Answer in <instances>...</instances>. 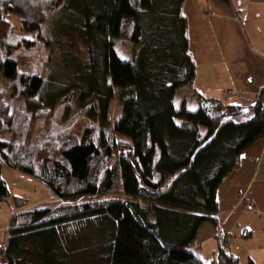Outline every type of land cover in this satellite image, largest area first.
I'll return each instance as SVG.
<instances>
[{
	"label": "trees",
	"instance_id": "trees-1",
	"mask_svg": "<svg viewBox=\"0 0 264 264\" xmlns=\"http://www.w3.org/2000/svg\"><path fill=\"white\" fill-rule=\"evenodd\" d=\"M185 1L0 0V76L12 100L29 105L12 110L0 90V204L28 203L11 195L3 167L43 184L59 204L11 216L1 264H73L92 237L101 239L103 264H241L223 237L214 262L191 248L203 225L219 229L217 192L264 139V106L196 91L176 102L196 75ZM59 9L73 11L90 63L51 97L45 78L21 71L19 62L40 54L42 27ZM115 99L122 115L111 123ZM73 104L99 131L89 123L57 140L40 129L28 141L34 125ZM116 190L124 198H111Z\"/></svg>",
	"mask_w": 264,
	"mask_h": 264
},
{
	"label": "crops",
	"instance_id": "crops-1",
	"mask_svg": "<svg viewBox=\"0 0 264 264\" xmlns=\"http://www.w3.org/2000/svg\"><path fill=\"white\" fill-rule=\"evenodd\" d=\"M182 14L196 67L192 91L243 107L258 101L264 106V0H186ZM217 202L219 229L203 225L191 251L214 262L223 237L240 263L264 264V139L244 152ZM10 211L0 231L8 229Z\"/></svg>",
	"mask_w": 264,
	"mask_h": 264
},
{
	"label": "rangeland",
	"instance_id": "rangeland-1",
	"mask_svg": "<svg viewBox=\"0 0 264 264\" xmlns=\"http://www.w3.org/2000/svg\"><path fill=\"white\" fill-rule=\"evenodd\" d=\"M12 22H16V19L12 18ZM76 24L77 20L72 10L64 11L63 9H59L50 14L48 20L42 27L41 36L44 39V45L38 48L40 54L19 62L21 71L30 72L45 78L48 84V94L51 95V97L61 94L67 89L69 83L72 84V79L69 76L76 74L77 66L81 68L89 66V50L80 37V25L77 24L76 28H74ZM66 27H71L73 29H63ZM27 37L32 40H38L37 34H29ZM43 41L41 42L43 43ZM117 51L124 58L131 57L130 50H128L127 47H123L121 43H118ZM68 59L72 62L71 65L69 63L67 64ZM0 90L6 93L5 102L11 106L12 110H29L27 102L12 100L10 96V82L1 76ZM191 91V86L182 87L177 93L176 102L178 103L180 99ZM190 109L194 110L195 106L190 105ZM80 112V108L76 104L71 105L70 109H68V105L58 107L50 120L33 126L28 141L32 143L40 129H43L48 136L57 140H62L71 133L80 134L89 123L99 131V127H97L99 123L89 121L84 118ZM121 115L122 106L119 101L115 99L110 104V122H114L115 119H118ZM1 177L7 183L12 196H19L28 201L27 205L22 208L14 207L12 204L3 205L1 207L3 211L0 213L1 227L7 223L8 208L11 209L10 213L15 214L30 209H54L59 206L55 198L43 184L24 175L12 172L6 167H3ZM111 198L124 197L116 190ZM104 199L106 198L100 200ZM149 204L150 203L146 202V205ZM12 215H10L9 222ZM7 227H9V224ZM6 240L7 235L5 230L0 231V251H2V247L6 244ZM88 243L89 247L88 245L86 246V252L83 246H80L79 251L75 252L77 254L73 256L75 259L73 264H103L105 255L102 252L101 239L98 240L92 237ZM241 264L247 263L242 262Z\"/></svg>",
	"mask_w": 264,
	"mask_h": 264
}]
</instances>
